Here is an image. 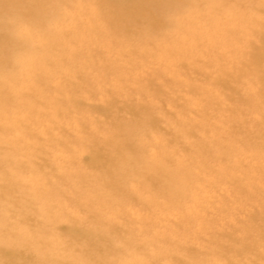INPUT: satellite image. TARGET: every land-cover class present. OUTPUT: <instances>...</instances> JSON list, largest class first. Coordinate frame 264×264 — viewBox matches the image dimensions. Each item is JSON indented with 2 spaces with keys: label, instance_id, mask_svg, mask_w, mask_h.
I'll use <instances>...</instances> for the list:
<instances>
[{
  "label": "rangeland",
  "instance_id": "374dc122",
  "mask_svg": "<svg viewBox=\"0 0 264 264\" xmlns=\"http://www.w3.org/2000/svg\"><path fill=\"white\" fill-rule=\"evenodd\" d=\"M92 8L60 0L41 35L5 19L25 51L0 56V262L264 264V0H162L154 27Z\"/></svg>",
  "mask_w": 264,
  "mask_h": 264
},
{
  "label": "bare ground",
  "instance_id": "6f19581e",
  "mask_svg": "<svg viewBox=\"0 0 264 264\" xmlns=\"http://www.w3.org/2000/svg\"><path fill=\"white\" fill-rule=\"evenodd\" d=\"M59 1L60 0H0V56H3L4 63H7L6 56L12 55L16 48L19 51L24 50V47L21 45V42L17 37L5 32L6 30L5 19L9 14V10L12 9L14 11L15 17L20 22H23V24L25 23L26 25L29 24L31 30L35 32H39L41 35V33H43L46 29V24L53 16L55 10L54 7L58 5ZM88 1L93 7L92 11L94 10L96 13H99V16L102 17L105 15V13L103 12V8L107 5H110L117 13H121L122 10V12L125 14L124 16L127 17L128 19L147 13L148 14L147 22L151 27L166 22L164 16H161L159 13H156L151 9V6H154L155 2L158 3L159 1L162 0H88ZM25 2H27V4H24ZM103 19L106 21L101 20V22L107 28L118 26V24L123 20L122 18L109 19L106 17H103ZM91 21L96 22V19L92 14H91ZM19 54L20 53H14L12 57L17 56ZM121 144L125 147L127 152L129 148L128 144L123 142ZM125 154L126 155L122 153V156L126 160H129L127 153ZM4 164L5 162H0V176L2 179H5L7 177V174L4 170ZM137 164L143 167V164L141 162H137ZM167 172H168V165L163 162L162 167H160L157 164H149L148 166L145 167V170L143 169L141 171V175L142 178L145 180L147 186L151 188V192L154 193L155 192L154 189L168 188L169 180L167 178ZM131 173L132 172H127L126 178H128ZM123 181L116 182L113 179L112 182L105 183L108 184L107 186L105 184L104 185L110 191L115 192L112 193L111 195L112 197L120 196L122 199L129 200L133 196L132 194L126 193L123 190L122 184H120ZM2 195H7V193L6 191L4 192L3 185L0 184L1 200L4 199L2 198ZM5 201L11 204L14 203V199H12L11 197H7ZM90 208H92V205L90 206ZM3 213H4V208H0V216L3 215ZM12 237L14 236L9 237V235L6 236V234L4 233L5 241H8V239ZM248 250L249 248L245 245L241 248V251L244 256L248 255V253L245 252ZM36 251L38 252L37 255L39 256V258L43 257L45 259H50L52 262H54L52 258L54 254L47 252L46 250H43V246H41V249L38 247ZM252 251H253L252 248H250V252ZM1 257L3 258V260L0 262V264H36L33 262L34 259L31 258H29L30 262L24 260L21 262H17L15 260L16 259L15 255L3 254L1 255ZM73 258L74 257L71 256L66 249H64L63 253L60 255V258L58 260H55V263L64 264L65 260H69L71 262ZM175 262L176 264H187L185 258H177L175 259ZM97 263L103 264V261L99 259Z\"/></svg>",
  "mask_w": 264,
  "mask_h": 264
}]
</instances>
